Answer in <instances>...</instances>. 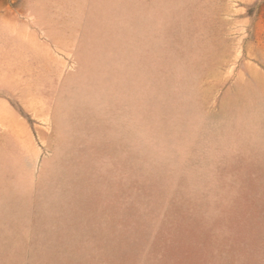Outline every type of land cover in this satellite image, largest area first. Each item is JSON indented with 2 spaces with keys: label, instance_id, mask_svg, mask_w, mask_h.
Masks as SVG:
<instances>
[{
  "label": "rangeland",
  "instance_id": "1",
  "mask_svg": "<svg viewBox=\"0 0 264 264\" xmlns=\"http://www.w3.org/2000/svg\"><path fill=\"white\" fill-rule=\"evenodd\" d=\"M0 264H264V0H0Z\"/></svg>",
  "mask_w": 264,
  "mask_h": 264
}]
</instances>
